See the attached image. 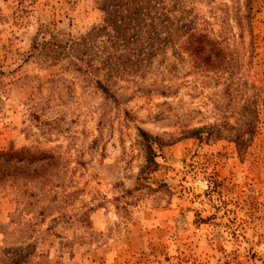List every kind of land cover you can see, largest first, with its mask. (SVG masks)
Listing matches in <instances>:
<instances>
[{
    "label": "rangeland",
    "instance_id": "1",
    "mask_svg": "<svg viewBox=\"0 0 264 264\" xmlns=\"http://www.w3.org/2000/svg\"><path fill=\"white\" fill-rule=\"evenodd\" d=\"M21 148L42 158L0 183V264H264V0H0Z\"/></svg>",
    "mask_w": 264,
    "mask_h": 264
},
{
    "label": "trees",
    "instance_id": "2",
    "mask_svg": "<svg viewBox=\"0 0 264 264\" xmlns=\"http://www.w3.org/2000/svg\"><path fill=\"white\" fill-rule=\"evenodd\" d=\"M186 38L187 44H189V49L191 50L190 52L193 55H200L204 51L202 43L205 35H203V33L197 30L189 31ZM218 52L219 51L215 50V55L217 57L218 54L216 53ZM205 54L206 53L204 52V55ZM210 54V52H207L206 57H208ZM245 108L246 107L244 105L241 106L243 111L246 110ZM256 121L257 111L256 108L253 107L252 110H250V118L248 119L245 115L244 120L241 123V127L238 126V129L233 135L232 140L237 148L246 145L248 141L251 140V138L247 136H251L255 133L257 123ZM141 135L143 137L147 136L143 132H141ZM35 157H37V160L34 159ZM41 158V155H37V153L26 148H21L19 150H0V183L18 176L21 171L24 172V169L32 164V162H40Z\"/></svg>",
    "mask_w": 264,
    "mask_h": 264
}]
</instances>
